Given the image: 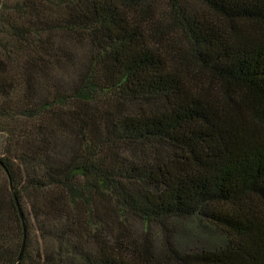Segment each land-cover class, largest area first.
<instances>
[{
  "label": "trees",
  "instance_id": "obj_1",
  "mask_svg": "<svg viewBox=\"0 0 264 264\" xmlns=\"http://www.w3.org/2000/svg\"><path fill=\"white\" fill-rule=\"evenodd\" d=\"M148 1L0 0V264H264V0ZM126 213L234 239L162 254Z\"/></svg>",
  "mask_w": 264,
  "mask_h": 264
},
{
  "label": "rangeland",
  "instance_id": "obj_2",
  "mask_svg": "<svg viewBox=\"0 0 264 264\" xmlns=\"http://www.w3.org/2000/svg\"><path fill=\"white\" fill-rule=\"evenodd\" d=\"M184 1V4L191 9H201V5L196 1ZM147 6L155 15H158L157 20L165 28L170 22L168 0H149ZM29 15L33 19L42 22L50 20V17L53 16L52 12H50V6L44 3H38L32 6L29 10ZM174 39L181 47H184L183 43L185 39L182 33L178 32L174 34ZM88 50L89 48L85 44L76 50L75 70L72 67H66L59 71V77L64 85L73 81L79 69H82L83 64L87 60ZM45 58L50 59V54H45L42 59L40 57L34 58L35 61H33V64L40 66ZM206 83L210 85V88L218 87L217 81L210 76L207 77ZM3 136L4 134L0 133V152ZM125 215L126 218L123 220L124 225L135 233L136 243L138 245L142 243L146 244L151 250L162 254L165 250L167 251L166 246L168 245L182 250L194 251L202 247H225L229 244L230 240L234 239L226 231L204 217L172 219L160 224L145 223L131 213H126Z\"/></svg>",
  "mask_w": 264,
  "mask_h": 264
},
{
  "label": "water",
  "instance_id": "obj_3",
  "mask_svg": "<svg viewBox=\"0 0 264 264\" xmlns=\"http://www.w3.org/2000/svg\"><path fill=\"white\" fill-rule=\"evenodd\" d=\"M20 207V206H19ZM25 243H26V233H25V238H24V243H23V247H22V251H21V254L23 253L24 251V248H25Z\"/></svg>",
  "mask_w": 264,
  "mask_h": 264
}]
</instances>
